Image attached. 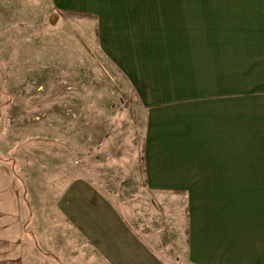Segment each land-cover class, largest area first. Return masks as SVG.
Segmentation results:
<instances>
[{"label":"crops","instance_id":"crops-1","mask_svg":"<svg viewBox=\"0 0 264 264\" xmlns=\"http://www.w3.org/2000/svg\"><path fill=\"white\" fill-rule=\"evenodd\" d=\"M48 3L96 22L144 111L143 194L67 175L47 199L54 228H34L2 162L0 264H264V0Z\"/></svg>","mask_w":264,"mask_h":264},{"label":"rangeland","instance_id":"rangeland-1","mask_svg":"<svg viewBox=\"0 0 264 264\" xmlns=\"http://www.w3.org/2000/svg\"><path fill=\"white\" fill-rule=\"evenodd\" d=\"M65 14L48 0H0V163L30 197L34 228H54L47 199L67 175L100 186L99 176L115 178L109 193L120 198L143 194L144 111L97 42L96 22ZM40 243L58 262L59 251Z\"/></svg>","mask_w":264,"mask_h":264},{"label":"trees","instance_id":"trees-1","mask_svg":"<svg viewBox=\"0 0 264 264\" xmlns=\"http://www.w3.org/2000/svg\"><path fill=\"white\" fill-rule=\"evenodd\" d=\"M65 15H66V16H70V15H72V14H71V13H66Z\"/></svg>","mask_w":264,"mask_h":264}]
</instances>
